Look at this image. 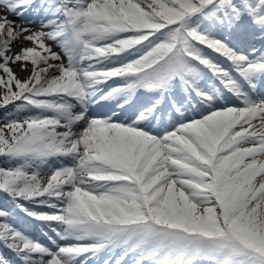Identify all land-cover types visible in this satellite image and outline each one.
Returning <instances> with one entry per match:
<instances>
[{
	"label": "snow or ice",
	"instance_id": "obj_1",
	"mask_svg": "<svg viewBox=\"0 0 264 264\" xmlns=\"http://www.w3.org/2000/svg\"><path fill=\"white\" fill-rule=\"evenodd\" d=\"M0 72V264H264V0H0Z\"/></svg>",
	"mask_w": 264,
	"mask_h": 264
},
{
	"label": "rangeland",
	"instance_id": "obj_2",
	"mask_svg": "<svg viewBox=\"0 0 264 264\" xmlns=\"http://www.w3.org/2000/svg\"><path fill=\"white\" fill-rule=\"evenodd\" d=\"M25 46H30V45H16V51H19L21 47H25ZM55 48V47H54ZM53 48V49H54ZM12 69H13V72L17 75V77L21 80L27 78L29 75H30V72H31V66L29 65V68H28V71H25V72H21L20 70V65L19 64H15V65H12ZM3 73L0 72V76H2ZM121 82H118L117 79H115L111 86H116L118 84H120ZM0 91H2V89H0ZM10 108H12V105H9ZM5 119L6 118H2L0 117V125L2 126L4 123H5ZM54 169L53 167H50L49 169H46L44 170V174H45V178L47 177L48 174H50L51 170ZM43 173V171H41Z\"/></svg>",
	"mask_w": 264,
	"mask_h": 264
},
{
	"label": "bare ground",
	"instance_id": "obj_3",
	"mask_svg": "<svg viewBox=\"0 0 264 264\" xmlns=\"http://www.w3.org/2000/svg\"><path fill=\"white\" fill-rule=\"evenodd\" d=\"M100 107V105H93V107L90 109V111L89 112H91V113H94V114H96L97 112H95V109L97 108H99ZM96 109V110H97ZM107 110H109L110 108L109 107H107L106 108ZM91 115V114H90ZM81 128H83V125L81 124V125H78L77 127H76V129H74V130H77V131H79ZM61 131H62V129H61ZM67 160H65L64 162H66ZM46 169V166L45 165H41V167H40V171H43V170H45ZM39 209H41L42 211H45V212H49V213H51V212H54V211H56V212H58V209L57 210H53V209H49V208H39Z\"/></svg>",
	"mask_w": 264,
	"mask_h": 264
}]
</instances>
